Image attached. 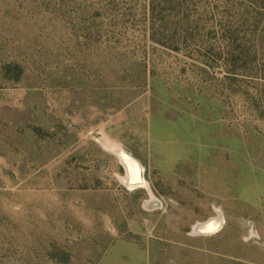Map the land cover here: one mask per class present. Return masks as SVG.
I'll list each match as a JSON object with an SVG mask.
<instances>
[{"label": "rangeland", "instance_id": "obj_1", "mask_svg": "<svg viewBox=\"0 0 264 264\" xmlns=\"http://www.w3.org/2000/svg\"><path fill=\"white\" fill-rule=\"evenodd\" d=\"M67 1L0 0V264H264V0L169 5L164 43Z\"/></svg>", "mask_w": 264, "mask_h": 264}, {"label": "trees", "instance_id": "obj_2", "mask_svg": "<svg viewBox=\"0 0 264 264\" xmlns=\"http://www.w3.org/2000/svg\"><path fill=\"white\" fill-rule=\"evenodd\" d=\"M25 1H29V0H25ZM42 1L43 3L57 4L60 8L63 7V5L72 3V2L68 3L67 0H42ZM107 1L109 3H112L114 1L117 3H128L131 0H107ZM136 1L137 0H134V2ZM194 2H195L194 0H147L148 21L150 24L149 36L156 41L164 43L162 37H164V35L166 36L167 33L169 16L168 14H166V11L169 9L168 6L175 5L184 11V8H189V6L191 4H194ZM201 6H203V0H199V9H201L200 8ZM200 15L201 14L199 13V21L201 17ZM182 17L184 16L182 15ZM186 21L189 22L190 19L187 17ZM2 74L5 78L8 79H12L13 77L19 79V77L22 76V68L19 64H17L15 67H12L9 64H4L2 66Z\"/></svg>", "mask_w": 264, "mask_h": 264}, {"label": "bare ground", "instance_id": "obj_3", "mask_svg": "<svg viewBox=\"0 0 264 264\" xmlns=\"http://www.w3.org/2000/svg\"><path fill=\"white\" fill-rule=\"evenodd\" d=\"M116 153L121 157L122 161L125 163V165L128 168V173L130 172L133 176H131V179L137 180V182L143 181L142 173L139 174V171H142V168L140 164L132 157L129 153H127L124 149L121 147H115L114 148ZM140 171V172H141ZM129 173V174H130ZM136 176V177H135ZM218 219H211L204 223H199L196 227V231H207L215 227L217 224Z\"/></svg>", "mask_w": 264, "mask_h": 264}]
</instances>
